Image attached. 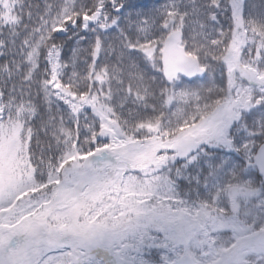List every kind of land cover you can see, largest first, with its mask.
<instances>
[{
  "label": "snow or ice",
  "instance_id": "obj_1",
  "mask_svg": "<svg viewBox=\"0 0 264 264\" xmlns=\"http://www.w3.org/2000/svg\"><path fill=\"white\" fill-rule=\"evenodd\" d=\"M0 264H264V0H0Z\"/></svg>",
  "mask_w": 264,
  "mask_h": 264
},
{
  "label": "rangeland",
  "instance_id": "obj_2",
  "mask_svg": "<svg viewBox=\"0 0 264 264\" xmlns=\"http://www.w3.org/2000/svg\"><path fill=\"white\" fill-rule=\"evenodd\" d=\"M138 2H140L142 4H146L149 7H151V6H153L159 2H162V0H138Z\"/></svg>",
  "mask_w": 264,
  "mask_h": 264
},
{
  "label": "trees",
  "instance_id": "obj_3",
  "mask_svg": "<svg viewBox=\"0 0 264 264\" xmlns=\"http://www.w3.org/2000/svg\"><path fill=\"white\" fill-rule=\"evenodd\" d=\"M247 2H249V3H253V2L259 3V0H247Z\"/></svg>",
  "mask_w": 264,
  "mask_h": 264
}]
</instances>
